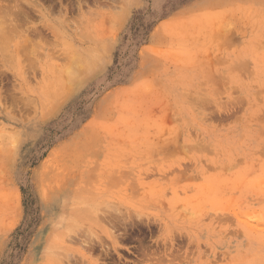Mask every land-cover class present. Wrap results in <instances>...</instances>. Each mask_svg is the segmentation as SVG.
Returning a JSON list of instances; mask_svg holds the SVG:
<instances>
[{
    "label": "rangeland",
    "instance_id": "obj_1",
    "mask_svg": "<svg viewBox=\"0 0 264 264\" xmlns=\"http://www.w3.org/2000/svg\"><path fill=\"white\" fill-rule=\"evenodd\" d=\"M26 1L0 0V264H264V0Z\"/></svg>",
    "mask_w": 264,
    "mask_h": 264
},
{
    "label": "bare ground",
    "instance_id": "obj_2",
    "mask_svg": "<svg viewBox=\"0 0 264 264\" xmlns=\"http://www.w3.org/2000/svg\"><path fill=\"white\" fill-rule=\"evenodd\" d=\"M18 1H19V0H18ZM22 1H26V0H22ZM27 1H28V0H27ZM27 1H26V2H27ZM14 2H15V0H14ZM29 2H30V0H29ZM29 2H28V3H29ZM30 3H32V4L34 5V2H30ZM16 4H17V3H16ZM0 5H1V4H0ZM2 5H4V4H2ZM36 5H37V4H36ZM9 6H10V5H9ZM9 6H7V7L9 8ZM17 6H18V5H16V7H17ZM31 6H32V5H31ZM4 7H5V6H4ZM13 7H14V5H13ZM37 7H38V6H37ZM11 8H12V7H11ZM11 8H10V9H11ZM45 8H46V7H45ZM47 8H48V7H47ZM1 9H2V8H1ZM1 9H0V10H1ZM3 9H4V10L2 11V12H3L2 15H4V18H5L6 16H8V15H11V12H10V14L7 15V12H8V11H7L6 7L3 8ZM5 9H6V10H5ZM16 9H17V8H16ZM14 10H15V9H14ZM4 12H5V13H4ZM12 12H13V11H12ZM17 12H18V11H17ZM37 12H38V11H37ZM48 12H49V11H48ZM120 13H121V12H120ZM24 14H25V13H23V15H24ZM0 15H1V13H0ZM2 15H1V16H2ZM17 15H18V14H17ZM21 16H22V15H21ZM2 17H3V16H2ZM9 17H10V16H9ZM12 17H13V16H12ZM14 17H16V15H14ZM22 17H23V16H22ZM22 17H21V18H22ZM6 18H7V17H6ZM23 18H24V17H23ZM27 18H28V17H27ZM9 19H10V18H8V20H9ZM12 19H13V18H12ZM16 19H17V17H16ZM16 19H14V20H16ZM18 19H19V17H18ZM6 20H7V19H6ZM4 21H5V20H4ZM10 21H11V20H10ZM16 21H17V20H16ZM24 22H25V21H24ZM14 23H15V22H14ZM14 23H13V24H14ZM21 23H22V22H21ZM9 24H11V22H10ZM9 24H8V26H9ZM23 24H24V23H23ZM21 25H22V24H21ZM15 26H17V25H15ZM18 26H19V25H18ZM3 27H4V26H3ZM12 27H13V26H12ZM21 27H22V26H21ZM15 28H16V27H15ZM2 29H4V28H2ZM34 29H35V27H34ZM9 30H10V29H9ZM13 30H14V29H13ZM29 30H31V29L29 28ZM32 30H33V28H32ZM5 31H6V30H5ZM33 31H34V30H33ZM17 32H18V31H17ZM3 33H7V32H3ZM12 33H13V32H12ZM15 33H16V32H15ZM28 33H29V32H28ZM32 33H33V32H32ZM36 35H37V34H36ZM5 36H7V34H5ZM5 36H4V37H5ZM10 36H12V35H10ZM27 36H28V34H27ZM40 36H41V35H40V33H39V37H40ZM27 39H28V37H27ZM29 39H30V38H29ZM1 43H3V42H1ZM22 45H23V44H22ZM0 46L2 47L3 45H0ZM1 47H0V48H1ZM5 49H6V48H5ZM2 51H3V50H2ZM4 51H6V50H4ZM4 51H3V53H4ZM5 54H6V52H5ZM90 60H91V59H90ZM80 62H81V61H80ZM90 62H92V60H91ZM92 63H93V62H92ZM90 64H91V63H90ZM81 65H82V64H81ZM81 65H80V63H79V66H81ZM75 66H76V65H74V67H75ZM79 66H78V67H79ZM82 66H83V65H82ZM92 67H93V66H92ZM71 69H72V70H71L72 73L75 72V71H78V70L80 71V70H81V69H78L77 67H76V68H73V67H72ZM73 69H76V70L73 71ZM69 70H70V69H69ZM79 71H78V72H79ZM78 72H75V73L77 74ZM73 75H74V74H73ZM67 76H69V75H67ZM71 76H72V75H71ZM71 76H70V77H71ZM118 220H119V219H118ZM113 221H114V220H113Z\"/></svg>",
    "mask_w": 264,
    "mask_h": 264
}]
</instances>
